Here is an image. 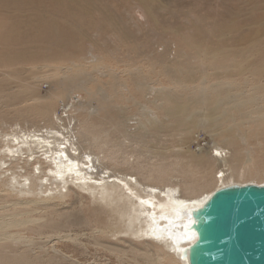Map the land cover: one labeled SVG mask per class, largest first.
<instances>
[{"label": "rangeland", "instance_id": "374dc122", "mask_svg": "<svg viewBox=\"0 0 264 264\" xmlns=\"http://www.w3.org/2000/svg\"><path fill=\"white\" fill-rule=\"evenodd\" d=\"M24 17L55 34L19 42L27 48L17 58L0 45V122L28 117L43 125L32 114L41 110L37 91L59 115L81 124L94 115L103 132L98 143L117 155L112 164L121 170L131 156L130 172L152 175L145 181L177 184L185 196L214 188L219 163L210 160L206 175L188 160L207 155L216 141L233 166L240 164L234 183H264V118L252 119L264 107V0H0V19ZM164 93L191 120L158 133L139 127ZM119 116L126 124H117ZM19 197L0 185V205ZM87 198L69 191L21 224L0 211V264H180L160 243L96 233L108 213Z\"/></svg>", "mask_w": 264, "mask_h": 264}, {"label": "bare ground", "instance_id": "6f19581e", "mask_svg": "<svg viewBox=\"0 0 264 264\" xmlns=\"http://www.w3.org/2000/svg\"><path fill=\"white\" fill-rule=\"evenodd\" d=\"M0 21V45L3 53L12 58L26 52L27 47H19V42L30 45L41 37L55 34L46 30L44 22L33 18H1ZM56 52L64 54L67 51L58 48ZM86 81L89 84L88 79ZM46 97L36 91L35 102L41 110L32 113L43 117V125L34 123L28 117L22 121L0 122L1 184L16 188L22 197L19 201L0 205V211L6 212L2 217L9 223L36 221L34 214L37 210L52 208V201L73 191L80 197H88L104 205L108 213L107 221L96 228V233L103 231L109 237L120 236V239L130 243L137 239L160 243L166 247L171 259L188 264L187 260L180 259V252L195 237L184 229L190 208L200 206L216 188L235 182L234 167L237 171L240 164L233 166L227 148L215 141L207 155L202 152L192 154L188 160L192 167L201 168L207 175L213 169L212 160L219 163H215V166L218 165L216 173L221 175L215 177L214 188L185 196L177 184L160 187L158 182L145 181L152 178L149 171L142 172L141 177L134 175L130 172L134 168L131 156H126L128 162L122 163L124 166L119 170L120 165L115 163L116 153L105 151L102 148L105 142L98 143L103 136L102 125L93 121L94 115L81 124L73 114H57L55 109L44 103ZM263 108H257L252 119L264 118V114L260 113ZM150 111V116L140 119L139 127L145 130L151 128L155 133L163 131L165 125L174 120H191L182 104L165 93L160 102L154 100ZM114 118L120 119L121 116ZM117 124L126 122L121 118ZM99 126L100 130L96 131ZM172 128H176L173 123ZM112 161H115L114 164ZM244 170L247 172L248 168ZM50 226L54 233H58L56 224ZM110 250L120 260L128 258L120 249L112 247Z\"/></svg>", "mask_w": 264, "mask_h": 264}, {"label": "water", "instance_id": "95a60500", "mask_svg": "<svg viewBox=\"0 0 264 264\" xmlns=\"http://www.w3.org/2000/svg\"><path fill=\"white\" fill-rule=\"evenodd\" d=\"M182 248L188 264H264V183H230L190 208Z\"/></svg>", "mask_w": 264, "mask_h": 264}]
</instances>
